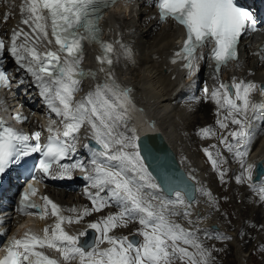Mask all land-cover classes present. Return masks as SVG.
Segmentation results:
<instances>
[{
	"label": "snow or ice",
	"instance_id": "1",
	"mask_svg": "<svg viewBox=\"0 0 264 264\" xmlns=\"http://www.w3.org/2000/svg\"><path fill=\"white\" fill-rule=\"evenodd\" d=\"M115 3L116 0H23L21 4V24L30 31L14 29L7 51L15 57L17 64L35 78L40 88L39 94L47 107L61 118L63 131H55L50 125L48 141L41 144L39 132L29 136L6 126L0 119V174L5 173L10 165L18 163L21 157L41 153L37 168L44 176L55 173L58 178H70L71 173L78 169L97 191L92 193L85 189L92 207L83 209L73 217L63 215L60 205L47 196L42 197V206L37 205L30 199L37 189L29 184L22 193L18 211L41 218L50 214L56 218L55 223L45 227L42 236L28 231L23 238L13 240L6 255L0 259V264H61V260L64 264H70L77 259L78 264H174L176 260L185 264H210L214 259L213 249L205 248L195 231L169 219L181 214L185 218L191 216L189 209L194 197H188L187 185L170 183L168 190L174 193L173 199L155 194L161 185L155 182V177L145 164L138 143L140 137L135 134V129H131V135L119 130L121 126L127 129L131 100L128 90L122 88L112 75L111 55L114 48L111 43L101 39L103 30L99 23L105 10ZM156 6L161 21L172 19L186 31L183 46L175 53V57L185 61L183 66L189 75L199 71L197 61L204 59L203 53L197 55L198 49L213 45L211 59L215 61L216 73H219L223 65L238 60V45L242 36L257 28L253 14L239 6L237 0H156ZM8 18L5 14V21ZM19 37H23V43H17ZM53 43L57 46L55 50H38L41 44ZM84 43L99 46L101 54L95 59L106 77L102 84L95 85L84 97L74 101L81 80L88 76L95 77L90 69L81 67L85 55ZM121 47L124 48V54L128 55L130 50L123 44ZM4 53L5 42L0 39V57ZM0 82L7 87L8 76L2 67ZM257 88L264 91V85H257L253 81L237 82L233 77L230 85L220 83L211 93L216 104L227 110L224 120L216 121L219 127L227 129L228 124L224 121L229 118L231 124L238 126L220 140L243 169L235 178L237 183H242L244 178L249 181L253 179L255 165L247 164L246 157L257 135L251 127L249 114H252V119H256V114L264 107L251 100ZM204 91L207 93V87ZM15 119L22 122L27 118L18 113ZM84 125H88L92 140L97 145L93 149L95 157L102 158L101 163H97L96 158L92 159V173L81 161L62 162L75 152L77 134ZM199 132L204 137L215 134L208 127ZM204 152L212 167L218 169V160L213 158L207 148ZM225 174L226 169L219 172L222 182ZM33 179L36 177L33 176ZM261 185H264V180ZM250 187L258 191L261 201H264V186L252 184ZM196 191L209 197L210 204L215 206L210 191ZM104 192L106 196L101 195ZM109 206H116L120 211L88 224V229L97 234L91 242H82L80 239L87 234V230L76 235L65 231V222L79 223L83 217ZM180 206L184 207L182 213L176 210ZM66 211L76 212V209ZM131 222L140 225L133 236L142 237V242L129 236L110 234L114 229L127 227ZM188 223L193 221L189 219ZM205 236L211 238L209 230H205ZM215 238L231 239L220 233H216ZM105 242L109 246L101 248L100 245ZM181 245L190 246L195 251H189L188 247ZM45 247L59 252L61 259L49 257L38 250Z\"/></svg>",
	"mask_w": 264,
	"mask_h": 264
},
{
	"label": "bare ground",
	"instance_id": "2",
	"mask_svg": "<svg viewBox=\"0 0 264 264\" xmlns=\"http://www.w3.org/2000/svg\"><path fill=\"white\" fill-rule=\"evenodd\" d=\"M0 2V26L2 32L8 37V49L11 45V35L14 29L18 30L22 28L24 31H30V29L27 26L21 24V20L23 17L21 15L20 7L23 3V0H0ZM152 11L153 10L149 8V6L143 4L142 0H135L134 4L126 12L119 9L117 11H114L113 14H111L108 18L103 19L105 29L101 35V39L105 42L111 43L114 48V52L111 55V58L113 60V64L111 65L112 75L114 79L122 78L130 84L128 86V95L130 97V100L133 103L137 101V103L143 106V108L147 112L151 113L149 115H151V118H153L152 120L155 121L156 127L159 130L163 131L164 136L167 139L168 148L177 153L182 166L187 170L189 175L194 178L193 180L196 182L197 189L210 191L212 193V197L215 200V206H213L212 204H210L209 198L207 196L203 195L200 191H196V196L189 209V211L191 212V216L185 218L181 214L180 217H177L176 220H174L175 216H171L173 218V221L177 223L180 222V224L186 229L195 231L199 241L204 245L205 248L208 249L210 248L208 239L205 236V230H209L211 236H215L216 233H220L226 236V232L224 231L230 232L227 235L232 236L233 232L234 235L238 234L239 236L244 233V237L240 241L242 244H251L250 256L253 259L254 254L251 255V250L253 252L254 250H258V248L264 247V231H261L262 229L264 230V214H261L263 212H261L258 208H251L250 210L249 207L246 206V202L241 201L242 203L235 204L233 206V209L235 207L242 208V206H246V208L244 207L243 210H239L241 211L239 218L237 217L238 215H233L234 213L239 214L238 211L233 212L231 208V204H233L232 202L236 201L238 194L235 195L231 191V185H233L234 183H231L230 180L235 179L232 178L233 173H236L238 169H243L239 164L237 168L231 170L228 166L227 161L225 162V157L230 163H235L237 159L231 153H223V150L225 151L223 144L218 146L217 144H209L207 142H203L202 140L204 139V136L199 132L200 129L208 127L211 128L212 132L215 133V136H219L222 138L224 136H227L230 131L236 130L238 126L231 124V118H229L228 120L224 121L228 124L227 129H212L216 126H219L216 123L218 119L224 120V117L227 115V110L217 105L216 102L211 98V96H207L206 100H203L204 97L202 96L199 101L194 103L193 112L189 113L187 112V105L185 107H180L178 104H172V102L176 101L177 98L183 99L186 96L190 95H202V92L199 89V86H197L196 84L194 86L191 84H187L179 90L176 88L178 78L181 77L184 72H186L181 70L177 66L171 65V70H176V76L174 78H170L171 73L165 74L163 72L164 66L171 64L168 61V58L175 48V41L178 36V30L176 27H173L168 21L163 23V25H155V20L150 18ZM5 14L9 16L6 21L4 19ZM17 43H23V37H19ZM122 44L130 50L128 55L124 54V48L121 47ZM45 46L46 44L39 45L38 50L44 48ZM84 53L85 55L81 67H83L85 70H89L87 68V66H89L90 70L95 73V77L93 78L92 76H88L82 79L78 86L80 90L74 94V101L80 100L85 96L87 92L93 90L95 85L99 84L101 80H105L106 77V73L100 71L101 65L95 59L97 55L101 54L99 46L95 43H85ZM247 53L248 49L244 48L242 60L240 61V67L235 70V75L232 73L230 68L222 71L221 77L218 76L219 84L230 82L233 77L237 78V82H239L240 80L253 82L264 81V64L260 65L259 60H253L252 56H250L249 54V56L246 55ZM9 60V65L12 69H14V73L19 72V76L21 75V73H24L30 79L34 78L30 73L26 71L25 68H22L19 64L16 63L15 57H13L10 52ZM92 62L95 64L94 67H91L90 65ZM247 65L248 68L246 69ZM105 67L107 66L105 65ZM206 68L208 67L206 66ZM206 68L204 66H201L200 69L202 72L205 71V73L209 75V78L212 82H216V77L214 75L216 74V71H212L210 69L208 70ZM240 74L242 75L241 77ZM15 77L18 76L15 75ZM219 84L212 83L207 91V93L209 94L205 93V95H211L212 90L214 88H218ZM27 86H31L29 82L27 83ZM35 86L37 87L38 85ZM31 87H33V85ZM30 90H33V88H30ZM34 94V96H37L39 94V90L35 91ZM251 100L253 103L264 106L263 101L260 99L258 89L252 93ZM29 106L32 107L34 111L31 124L41 125L46 122V124L48 126L51 125L54 130H56L57 128H61V118L57 117L54 113L50 114L47 108H44V110H41L40 108L39 110V108H35L36 106H34L33 103L29 104ZM218 112L219 115L217 114ZM256 116L257 122L253 123V119L251 118L252 114H249L251 125H254V127L255 125L263 126L264 107L261 108ZM40 129L42 128L40 127ZM119 130L125 131L128 135L132 134L123 126H121ZM84 138H92L89 127L86 125H84L77 134V142L80 140L82 141ZM194 144H196V147ZM213 145L215 147H212ZM200 147L202 148L203 152L200 150ZM219 147L222 148L220 151L222 153H219V155H217ZM195 148L199 151L200 155L206 157L208 161L209 159L204 152V149L207 148L212 153L213 158L217 159L219 163L218 169H215L218 174L221 170L226 169L224 182L221 181L220 175L215 180L207 177V173L209 172L205 171L203 169V166L200 165L196 157ZM263 156L264 135H260L259 140L255 143V145L250 150L249 155L246 157V163L251 164L254 160L256 161L258 158ZM154 169H156V167H154ZM75 175L76 173L74 171L71 173L70 178H58L56 175H54L58 180L54 184L50 185L47 190L50 198L54 200L56 204L60 205L62 214L73 217L82 212L83 209H90L92 207L91 201L88 199V196L85 195V189L92 193H95L97 191V189L91 187V182L86 179L81 181V183L73 182V178L75 177ZM209 183L212 186L211 188L207 187ZM216 183H218L219 186L221 183L224 184L223 191H221V187L217 186ZM240 184L242 186L241 188H243V184H246V181L243 180V182ZM258 185H261V182L258 183ZM225 186L227 187L225 188ZM41 187L42 184H39V188ZM76 193L77 197L75 196ZM102 194H106V192L101 193V195ZM155 194L163 195L169 199L174 198V194L171 196H166L159 189L156 190ZM227 195L229 196V198L225 200L224 197ZM239 200L237 199V201ZM197 207L202 208V214L199 217H194L192 211ZM71 208H75L76 212L66 211L67 209ZM108 208L109 207H106L100 212H92L91 215L83 217V219L80 220L79 223L69 224L65 222L63 226H65L66 228H71L70 230H66L70 235H76L81 231H85V229L88 228L89 223L96 222L100 220L101 217L113 214V211H115V213L119 212L118 208L111 206V209L109 208L110 213H108ZM176 210L182 213L184 211V207L180 206ZM224 211H228L230 213L229 219L230 216L232 218L234 216L233 220L223 221V214H225ZM253 212H255V214H252ZM221 218L222 222L219 221V219ZM189 219H191L193 223L189 224ZM212 223L218 224V230L209 229V225ZM42 227L44 226L39 225L37 228L42 230ZM139 228L140 225L137 222H131L127 227L114 229L110 234L116 236H127L133 232H136V230ZM255 236L257 237V242L253 240ZM140 238L142 242L143 238ZM220 241H222V243H220L223 246L224 243L227 244L225 239H220ZM107 245L108 244L105 242L101 244L100 247ZM187 247L194 252V250H192L193 248H191L190 246ZM212 256L214 258L218 256L215 250L212 251ZM222 256L223 254L219 255L220 259L222 258ZM261 260H263V258ZM236 261L239 260L238 258L236 259L235 255L232 253L230 259L228 260V264H236ZM70 264H78V261H71ZM255 264H257V262Z\"/></svg>",
	"mask_w": 264,
	"mask_h": 264
},
{
	"label": "rangeland",
	"instance_id": "3",
	"mask_svg": "<svg viewBox=\"0 0 264 264\" xmlns=\"http://www.w3.org/2000/svg\"><path fill=\"white\" fill-rule=\"evenodd\" d=\"M188 112V111H187ZM190 112H191V108H190ZM130 120V119H129ZM129 124V125H128ZM127 127H129V128H131V129H134V127L132 126V122H128L127 123ZM209 138V139H208ZM208 138H205L204 140L207 142V143H209V144H217L218 146H220V140H221V137H219V136H215V135H210V137H208ZM213 138V139H212ZM207 139V140H206ZM212 139V140H211ZM211 140V141H210ZM196 142V141H195ZM197 143V142H196ZM195 145V147H196V144H194ZM198 148V147H197ZM221 149L222 148H220L219 147V150L217 151L218 153H222V152H220L221 151ZM200 150L202 151V148L200 147ZM203 152V151H202ZM228 152V151H227ZM195 153H196V157H197V155H200V153H199V151L195 148ZM223 153H226V151H224L223 150ZM200 157H201V161L203 162V165H204V170L205 171H208L209 173H207V177L208 178H211V179H216L218 176H219V174L215 171V169L212 167V164H211V162L210 161H208L207 159H206V157H203V156H201L200 155ZM203 157V158H202ZM225 161H227V158L225 157ZM230 167H231V164H228ZM238 173H239V171H238ZM211 174V175H210ZM232 178L234 179L235 178V175L233 174L232 175ZM231 181V183H234L233 185H231V191L235 194V195H237L238 197H237V199L239 200V201H237V199H236V201L235 202H232L233 204H231V208H232V211L233 212H236V211H238L239 212V214L237 213V214H233L234 216L236 215H238L237 217L239 218L240 217V214H241V211H239L240 209H242L243 210V208L245 207L246 208V206H248L249 207V209L251 210V208L252 209H256V208H258L261 212H263V213H261V214H264V211H262V210H264V201H261L259 198H260V193L259 192H256V193H254L252 190L253 189H250L249 187H243V188H241L242 186H241V184L240 183H237L236 181H235V179L234 180H230ZM216 185L217 186H219V184L218 183H216ZM236 185V186H235ZM238 185V186H237ZM84 186V185H83ZM219 187H221V191H223V187H224V184L223 183H221L220 184V186ZM227 186H225V188H226ZM228 187H229V185H228ZM233 187V188H232ZM236 187H238V188H236ZM248 188V189H247ZM250 189V190H249ZM239 190V191H238ZM249 190V191H248ZM248 193H247V192ZM252 191V192H251ZM247 193V194H246ZM251 193V194H250ZM242 194V195H241ZM249 194V195H248ZM102 195H104V196H106V194H102ZM251 195V196H250ZM258 195V196H257ZM75 196L77 197V194H75ZM243 196V197H242ZM253 196V197H252ZM255 196V197H254ZM229 198V196L227 195V196H225L224 197V199L225 200H227ZM246 198V199H245ZM252 198V199H251ZM253 198H255V199H253ZM242 199V200H241ZM251 200V201H250ZM243 201H245L246 202V206H242V208H237V207H235L234 209H233V206L235 205V204H241ZM250 202V203H249ZM260 206V207H259ZM237 208V209H236ZM111 209V208H110ZM110 209L108 208V210H107V212L108 213H110ZM227 212L228 211H224V213L225 214H223V221L225 220V221H231V220H233V218H234V216H233V218L230 216V219H229V215H230V213L228 212V214H227ZM252 214H255V212H253ZM225 215V216H224ZM227 215V216H226ZM249 216H250V213H249ZM174 220H176V219H174ZM219 221L220 222H222V218L221 219H219ZM179 224H180V222H178ZM224 223V222H223ZM72 224H75V222L74 223H72ZM75 226V225H74ZM73 227V226H72ZM74 229V228H73ZM264 231V230H263ZM233 232V231H232ZM242 235H244V233L242 234ZM127 236H129V235H127ZM226 236H228V237H231V239H227V240H225L226 242H227V244H225L224 243V246L221 244L222 243V241H220V239H216L215 238V236L214 235H212L211 236V238L209 239L208 237H207V239H208V243H209V248L210 249H213V250H215V252H217V257L216 258H214L213 260H211L210 261V264H228V260L230 259V257H231V255H232V253L235 255V257H236V259L238 258V260L239 261H236V264H255L256 262H257V264L259 263H261V264H264V247H262V248H258V250H254L253 252H252V250H251V255H253L254 254V256H253V259H252V257L250 256V243H246V244H242L241 243V239H238V238H240V236L238 235V234H235V236H234V232H233V236H234V240H233V236L232 235H227L226 234ZM238 237V238H237ZM140 238V237H139ZM215 239V240H214ZM248 240V239H247ZM247 240H246V242H247ZM140 241H141V238H140ZM210 241V242H209ZM213 242V243H212ZM221 242V243H220ZM224 242V241H223ZM216 243H217V245H216ZM219 243V244H218ZM229 243V244H228ZM211 244V245H210ZM240 244H242V246L240 245ZM219 245V246H218ZM181 246H184V247H187L186 245H181ZM216 246V247H215ZM104 248L105 247H108V245L107 246H103ZM103 247H101V248H103ZM225 248V250H224V248ZM216 249H222L221 251H216ZM227 249V250H226ZM192 250H194L195 251V249H192ZM189 251H191V249L189 248ZM220 254H223V256H222V258L220 259V257H219V255ZM256 254V255H255ZM261 254H263V255H261ZM260 256V257H259ZM262 256V257H261ZM213 257V256H212ZM263 258V260H261V259ZM256 261V262H255ZM263 261V262H262ZM62 264V263H61ZM174 264H185V262H181V261H179V260H176L175 262H174Z\"/></svg>",
	"mask_w": 264,
	"mask_h": 264
},
{
	"label": "water",
	"instance_id": "4",
	"mask_svg": "<svg viewBox=\"0 0 264 264\" xmlns=\"http://www.w3.org/2000/svg\"><path fill=\"white\" fill-rule=\"evenodd\" d=\"M233 91V90H232ZM140 145L141 154L145 157V164L152 174L157 178L158 183L168 194H172L168 190L170 183H184L187 185V193L189 198L194 196L195 186L194 182L188 177L185 170L180 165L175 151L167 146V140L162 131L157 127H151L148 131L140 132ZM89 144L97 146L94 141L89 140ZM155 162V163H154ZM264 158L256 162L255 179L258 178L260 173H264L262 166ZM156 165V166H155ZM156 167V169H154ZM88 242H91L92 232H88Z\"/></svg>",
	"mask_w": 264,
	"mask_h": 264
}]
</instances>
